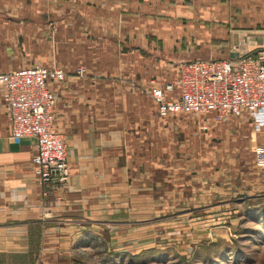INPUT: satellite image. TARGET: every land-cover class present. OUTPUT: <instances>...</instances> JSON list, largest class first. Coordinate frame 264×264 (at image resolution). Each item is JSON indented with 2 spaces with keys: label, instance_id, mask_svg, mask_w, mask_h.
Segmentation results:
<instances>
[{
  "label": "crops",
  "instance_id": "crops-1",
  "mask_svg": "<svg viewBox=\"0 0 264 264\" xmlns=\"http://www.w3.org/2000/svg\"><path fill=\"white\" fill-rule=\"evenodd\" d=\"M216 1L0 0V70L66 72L49 87L69 170L65 186L42 195L35 140L10 136L0 88V264H91L98 243L128 241L141 222L132 212L210 168L242 166L177 162L187 144L177 131L191 116L161 119L149 91L182 62L264 48V6L226 12Z\"/></svg>",
  "mask_w": 264,
  "mask_h": 264
},
{
  "label": "rangeland",
  "instance_id": "rangeland-1",
  "mask_svg": "<svg viewBox=\"0 0 264 264\" xmlns=\"http://www.w3.org/2000/svg\"><path fill=\"white\" fill-rule=\"evenodd\" d=\"M216 4L241 13L264 0ZM191 117L177 131L178 140H187L176 148L177 162L242 166L210 168L213 176L197 174L187 189L174 188L168 198L132 212L130 220L141 222L128 226V241L112 250L98 243L91 264H264V108L222 121Z\"/></svg>",
  "mask_w": 264,
  "mask_h": 264
},
{
  "label": "built area",
  "instance_id": "built-area-1",
  "mask_svg": "<svg viewBox=\"0 0 264 264\" xmlns=\"http://www.w3.org/2000/svg\"><path fill=\"white\" fill-rule=\"evenodd\" d=\"M65 77L66 72L57 66L35 64L0 70L10 136L35 140L32 163L42 195L65 186L69 176L65 143L53 130L55 94L49 87ZM149 83L161 119L196 115L222 121L238 117L264 108V48L255 54H236L227 59L209 57L182 62L176 78H153Z\"/></svg>",
  "mask_w": 264,
  "mask_h": 264
}]
</instances>
